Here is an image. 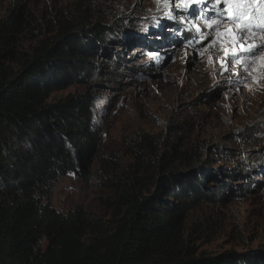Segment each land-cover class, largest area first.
<instances>
[{"label":"trees","instance_id":"16d2710c","mask_svg":"<svg viewBox=\"0 0 264 264\" xmlns=\"http://www.w3.org/2000/svg\"><path fill=\"white\" fill-rule=\"evenodd\" d=\"M35 20L21 0L0 10V264H264V256L225 262L235 254L214 259L191 245L202 227L190 211L225 185L223 170L181 136L129 137L125 164L101 153L93 59L117 40V24L83 7L25 49ZM78 84L84 91L51 100ZM69 173L104 190L108 218L52 205L54 183Z\"/></svg>","mask_w":264,"mask_h":264},{"label":"rangeland","instance_id":"374dc122","mask_svg":"<svg viewBox=\"0 0 264 264\" xmlns=\"http://www.w3.org/2000/svg\"><path fill=\"white\" fill-rule=\"evenodd\" d=\"M14 1L0 0V10ZM21 1L39 23L33 34H23L25 49L83 7L117 24V40L93 59L100 62L91 80L101 153L125 164L129 137L181 136L211 170H223L225 185L190 211L189 219L202 227L191 245L214 259L235 254L223 260L230 263L263 258L264 0ZM116 52L124 58L120 66L113 65ZM84 89L68 86L51 100ZM103 192L69 173L54 183L50 201L61 211L81 204L105 219Z\"/></svg>","mask_w":264,"mask_h":264}]
</instances>
